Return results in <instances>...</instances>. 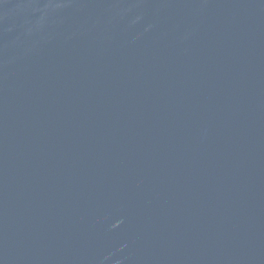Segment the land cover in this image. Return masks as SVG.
Here are the masks:
<instances>
[{
	"label": "water",
	"instance_id": "95a60500",
	"mask_svg": "<svg viewBox=\"0 0 264 264\" xmlns=\"http://www.w3.org/2000/svg\"><path fill=\"white\" fill-rule=\"evenodd\" d=\"M0 264H264V0H0Z\"/></svg>",
	"mask_w": 264,
	"mask_h": 264
}]
</instances>
